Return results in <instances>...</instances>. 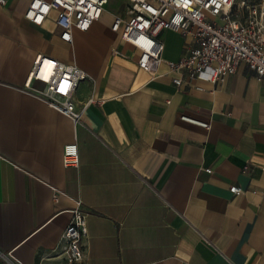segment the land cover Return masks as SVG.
<instances>
[{"label": "crops", "instance_id": "0c3cea01", "mask_svg": "<svg viewBox=\"0 0 264 264\" xmlns=\"http://www.w3.org/2000/svg\"><path fill=\"white\" fill-rule=\"evenodd\" d=\"M28 4L0 3V264H264V82L256 73L243 62L223 81L185 73L178 87L166 62L187 54L193 36L161 33L153 77L112 31L116 16L128 17L127 0L88 31L74 28L71 43L56 12L36 25L24 16ZM40 53L86 71L74 94L86 106L80 123L27 91ZM74 141L80 164L67 167L64 146ZM79 207L88 234L74 262L62 237Z\"/></svg>", "mask_w": 264, "mask_h": 264}, {"label": "built area", "instance_id": "2783aa9c", "mask_svg": "<svg viewBox=\"0 0 264 264\" xmlns=\"http://www.w3.org/2000/svg\"><path fill=\"white\" fill-rule=\"evenodd\" d=\"M128 17L116 16L112 31L140 53L137 63L141 69L155 77L163 63L165 30L183 36H193L194 45L178 60L166 63L176 86L184 82L183 74L190 80L216 83L236 73L245 63L264 82V0L247 3L246 0H127ZM109 0H29L25 18L42 25L54 11L61 29V38L73 42L72 30L88 31L98 20ZM6 4L7 0H0ZM238 12L244 9L242 17ZM87 73L75 63H66L45 54H38L26 82L27 91L80 123L86 106L79 109L74 94L86 80ZM37 82L40 85H36ZM199 87V86H198ZM201 88V87H199ZM181 119L209 128L208 122L183 114ZM65 166H79L80 154L76 141L66 144L63 150ZM212 172L211 168H207ZM234 194L243 193L238 185L230 187ZM86 213L77 208L63 234L67 257L80 261L84 256L82 238L87 236Z\"/></svg>", "mask_w": 264, "mask_h": 264}, {"label": "rangeland", "instance_id": "374dc122", "mask_svg": "<svg viewBox=\"0 0 264 264\" xmlns=\"http://www.w3.org/2000/svg\"><path fill=\"white\" fill-rule=\"evenodd\" d=\"M241 1H243V0H237V3H240ZM246 1H247V3L253 4V3H258L261 0H246ZM120 4H121V0H109V2L106 4V6L104 8L105 12L102 16V20H108L106 17L112 18L113 12L116 11L117 9H119ZM234 12L236 13V15L238 17H242L243 16L242 13L244 12V9H241L239 12L237 9H235ZM122 31H123V29H121L118 32L119 37H121Z\"/></svg>", "mask_w": 264, "mask_h": 264}]
</instances>
